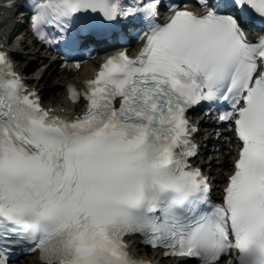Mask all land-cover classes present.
Instances as JSON below:
<instances>
[{
    "label": "snow or ice",
    "instance_id": "6c2138e0",
    "mask_svg": "<svg viewBox=\"0 0 264 264\" xmlns=\"http://www.w3.org/2000/svg\"><path fill=\"white\" fill-rule=\"evenodd\" d=\"M0 6V264L17 252L43 264H152L130 250L129 236L171 264H264V0ZM21 8L32 35L65 52L66 65L117 32L142 43L70 83L69 99L83 107L54 114L8 46L15 23L6 21ZM201 107L219 122L218 140L228 129L218 199L217 157L208 171L196 161L200 124L189 113Z\"/></svg>",
    "mask_w": 264,
    "mask_h": 264
},
{
    "label": "bare ground",
    "instance_id": "6f19581e",
    "mask_svg": "<svg viewBox=\"0 0 264 264\" xmlns=\"http://www.w3.org/2000/svg\"><path fill=\"white\" fill-rule=\"evenodd\" d=\"M6 11V10H5ZM4 12V11H3ZM3 12L0 13V20L3 19ZM8 21H6L8 25ZM10 28V27H9ZM5 28L0 25V32L3 34ZM16 37V36H15ZM13 37L11 47L16 48V51L12 54L15 58L16 68L22 72L26 73L30 70V64H39L37 69L42 68L40 71V77L29 78L28 82L39 89L42 101L48 105L53 106L55 110L62 114L72 113L76 110V106L68 101L67 92L68 84L76 83L78 84L85 75H90L92 69L96 66L97 61L92 58L81 64L80 67L71 66L63 69H59V62L51 59L42 48L40 50L36 49L39 43L32 35ZM18 40H24L23 45H17ZM24 47V49H22ZM42 50V51H41ZM23 59V60H22ZM72 64V63H70ZM45 65H47L45 67ZM45 67V68H44ZM32 73V72H31ZM39 75V74H38ZM56 78V86L48 89L47 78ZM206 118V117H205ZM199 119L201 131L197 135L199 140H202L204 146L200 153V157L196 158L197 162H203L205 170L208 171L209 164L208 161L212 160L213 156L217 159L211 165V177L214 178L216 183L223 179V174H226L228 169L222 167V160L219 157L221 153V145L227 140V130L225 136L217 139V132L220 130L217 126V121L215 119ZM207 142L208 146H205ZM227 153V148H224V154ZM132 250L138 253L142 257L148 258L153 262H159L160 264H171V259L162 258L158 251L150 250L147 248L140 247L137 244V239H131ZM22 264H41L35 257V255H30Z\"/></svg>",
    "mask_w": 264,
    "mask_h": 264
},
{
    "label": "rangeland",
    "instance_id": "374dc122",
    "mask_svg": "<svg viewBox=\"0 0 264 264\" xmlns=\"http://www.w3.org/2000/svg\"><path fill=\"white\" fill-rule=\"evenodd\" d=\"M22 49H24V47L22 48ZM37 65H33V66H31V72L32 73H34V75L36 76V77H40V71H42V68H40V69H37V67H36ZM45 66H47V65H45ZM45 68V67H44ZM39 74V75H38ZM46 82H48V89H50V88H53V87H55L56 86V82H57V80H56V78H54V76L52 77V78H47V81Z\"/></svg>",
    "mask_w": 264,
    "mask_h": 264
}]
</instances>
